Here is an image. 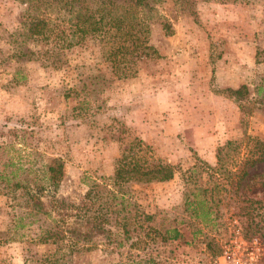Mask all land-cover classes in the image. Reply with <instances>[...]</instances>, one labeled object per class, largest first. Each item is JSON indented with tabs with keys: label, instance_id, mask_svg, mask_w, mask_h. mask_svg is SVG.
Masks as SVG:
<instances>
[{
	"label": "rangeland",
	"instance_id": "1",
	"mask_svg": "<svg viewBox=\"0 0 264 264\" xmlns=\"http://www.w3.org/2000/svg\"><path fill=\"white\" fill-rule=\"evenodd\" d=\"M151 4L143 18L160 58H142L134 78L117 80L92 40L66 49L59 68L44 59L13 57L35 50L16 39L27 6L22 0H0V146H12L8 153L25 168L34 161L35 168L60 161L64 176L54 196L78 204L95 184L104 192L120 149L141 139L155 158L176 168V175L166 183L129 186L128 217L160 234L177 226L184 238L164 242L156 236L147 251L138 252L129 244L114 250L96 237L97 244L85 250L72 247L61 228L59 237L41 244V228L12 229L9 202L0 196V231L12 238L0 243V264H139L149 258L156 264H264V241L246 235L235 206L224 224L211 229L197 221L189 227L184 206L185 171L201 162L214 166L217 148L227 141L245 145L247 136L264 139V112L254 108L242 127V102L231 93L243 85L251 90L264 75V0ZM17 70L25 79L15 76ZM8 130H16L26 148L2 136ZM35 151L44 159L27 157ZM262 176L264 165L251 169L242 190ZM197 229L213 236L210 249L200 231L192 239L190 232Z\"/></svg>",
	"mask_w": 264,
	"mask_h": 264
},
{
	"label": "trees",
	"instance_id": "2",
	"mask_svg": "<svg viewBox=\"0 0 264 264\" xmlns=\"http://www.w3.org/2000/svg\"><path fill=\"white\" fill-rule=\"evenodd\" d=\"M152 1L22 0L27 7L16 39L22 45H32L35 50L18 51L13 57L18 60L44 59L59 68L66 49L92 40L100 45L102 61L108 64L113 77L117 80L134 78L138 73L139 60L150 56L160 58L157 50L149 44V30L143 18L152 10ZM15 76L25 79L19 70ZM231 93L242 102V127L246 126L254 108L264 112V75L252 84L251 90L243 85ZM2 136L13 137L26 148L16 130H8ZM246 138L245 145L243 140H235L219 146L214 166L201 162L184 172L188 185L184 206L191 219L189 227L196 226V221L210 229L220 226L224 224L221 220L226 212L235 206L241 223L242 220L246 222L243 230L246 235L256 234L264 241V177L253 187L244 186L242 190L241 186L251 169L264 165V139ZM9 149L12 146L7 143L0 146V196L9 202L14 224L12 229L41 228L39 243L45 244L59 237L61 228L63 238L68 239L72 247H84L85 250H91L86 245L97 244L96 237L105 238L106 246L114 250L129 244L130 249L138 252L147 251L149 243L156 241V236L164 242L184 238L177 226H170L160 234L152 229L144 230L128 217L132 206L129 186L166 183L176 175V168L155 158L143 140L134 138L121 148L114 161L112 176L104 179V192L100 194L99 185L95 184L78 204H65V200L54 196L64 176L60 161L51 160L38 168H35L38 162L34 161L32 166L25 168L18 166L8 153ZM33 154L40 160L44 159L36 151L26 155ZM202 229L191 231L192 239L199 231L202 233ZM202 235V242L210 249L213 236L207 231ZM9 239L12 238L7 236L6 230L0 231V243ZM126 253L131 255L132 250ZM131 263L136 264L134 261ZM139 264L156 263L149 258Z\"/></svg>",
	"mask_w": 264,
	"mask_h": 264
}]
</instances>
